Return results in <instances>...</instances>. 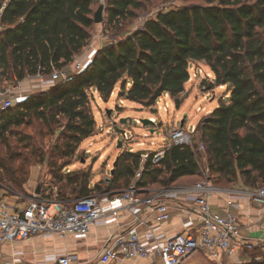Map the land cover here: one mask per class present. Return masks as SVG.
<instances>
[{"label": "trees", "instance_id": "1", "mask_svg": "<svg viewBox=\"0 0 264 264\" xmlns=\"http://www.w3.org/2000/svg\"><path fill=\"white\" fill-rule=\"evenodd\" d=\"M153 1L108 0L103 22L117 41L98 49L72 81L31 93L0 112V137L33 120L49 127L63 121L64 141L59 149L63 157H72L94 131L91 101L95 93L108 100L119 86L120 96L153 111L168 93L180 107L191 63L204 61L214 74L211 88L227 90L197 126L205 149L199 150L196 141L171 145L158 163L149 156L138 186L166 188L199 181L202 159L216 185L263 186L264 0H183L184 5L163 8L142 28L131 29ZM98 6L97 0H0L4 82H21L38 72L48 76L53 66L70 65L91 42ZM142 154L121 152L113 177L104 181L106 189L103 181L91 187L88 171L62 173L57 199L69 202L95 192L120 194L134 180ZM21 179L26 181L24 176ZM40 192L46 195L45 187ZM243 264H264V257Z\"/></svg>", "mask_w": 264, "mask_h": 264}, {"label": "built area", "instance_id": "2", "mask_svg": "<svg viewBox=\"0 0 264 264\" xmlns=\"http://www.w3.org/2000/svg\"><path fill=\"white\" fill-rule=\"evenodd\" d=\"M98 4L105 7L108 0H97ZM142 28L147 19L138 18ZM4 26L0 20V35ZM104 39V35H103ZM117 39L112 38L108 44H113ZM87 62L81 57L62 68L52 67V72L46 76L38 72L37 88L40 92L56 85L60 81L69 82L75 75L85 69ZM31 92H34L32 90ZM113 94V93H112ZM28 92L22 82L6 84L0 74V112L17 105L28 97ZM152 122L156 119L151 118ZM141 124L140 120H137ZM198 133L194 125H174L169 133V143L152 153L142 154V164L135 174L134 180L127 189L114 197L92 193L87 196L72 199L69 202L58 200L53 184L46 185V195L41 192L33 193L27 198L25 205L16 207L5 198L0 199V245L26 240L35 235L51 232L61 237L75 235L85 237L92 225L109 224L122 209H128L136 226L130 233H116L111 235L103 245L100 253L101 263L112 260L144 258L150 264H186L198 252L210 254L223 253L228 257L236 254L237 239L241 238L238 217L225 206L224 212L219 213L212 208L209 201L210 194L215 189L209 178L202 180L181 191L175 186L166 188H152L147 194L141 195L142 188L137 180L141 177L143 163L151 156L153 163L160 162L171 145H192ZM133 134L122 131V147L125 141L129 142ZM156 143L154 142V145ZM143 145V143H140ZM198 149L204 150L203 141L198 142ZM130 151H133L130 149ZM209 172L206 167L205 172ZM52 193V195H48ZM248 200L258 206L264 207V185L255 187L246 193ZM176 203L182 210L189 213L188 225L196 226V230H185L174 235H160L148 220L140 217L144 208L151 207L157 213V222L168 221L171 218L170 205ZM195 217H194V216ZM195 221V222H194ZM148 225L149 231L142 235L139 226ZM243 242L244 240L241 239ZM247 248H253V243L244 241ZM263 257H255L261 261ZM48 260L59 264H71V253H63L48 257Z\"/></svg>", "mask_w": 264, "mask_h": 264}, {"label": "rangeland", "instance_id": "3", "mask_svg": "<svg viewBox=\"0 0 264 264\" xmlns=\"http://www.w3.org/2000/svg\"><path fill=\"white\" fill-rule=\"evenodd\" d=\"M185 3L183 0H155L148 9L140 13L139 17L148 19L163 8L178 7ZM138 18L131 29L140 25ZM100 26L103 28V43L107 44L112 39V30L105 31L107 28L105 22L93 27L92 38L98 33ZM190 72L191 77L185 84V94L180 107H176L174 99L169 94L159 98L153 111L141 109L137 103L120 96L119 86L108 100L95 93L91 101V110L96 121L94 131L78 146L72 157H63L59 149L64 141V137L61 136L63 121L52 127L45 126L39 120L12 127V131H7L4 137H0V183L14 191L11 195L18 202L28 198L30 193H35V185L46 187L51 183L57 190L63 184L62 181H58V176L69 173V170L88 171L91 175L90 183H96L100 179L99 181H103L102 187L106 189L107 183L104 181L113 177L117 167L114 163L121 152L133 149L152 153L160 149L169 143V133L174 125H180L181 120L186 118L184 125H195L197 128L201 120L209 115V110L214 109L218 101L226 95L225 87L211 88L209 85L214 81V74L204 61L192 62ZM109 109L110 115L107 113ZM153 117L156 122L152 124L144 125L141 121ZM122 118H131V121L122 123L120 121ZM137 120H140L141 124ZM122 131L133 134V138L129 142L125 141L120 148L117 141L122 140ZM196 141H200V133L195 135L194 142ZM140 143L144 145L139 146ZM202 163L203 177L200 181L209 178L210 175V172H205V159H202ZM13 172L16 175L12 178ZM23 176L26 181H22ZM212 184L216 185L213 182ZM186 264L242 263L237 262L235 256L198 252Z\"/></svg>", "mask_w": 264, "mask_h": 264}, {"label": "crops", "instance_id": "4", "mask_svg": "<svg viewBox=\"0 0 264 264\" xmlns=\"http://www.w3.org/2000/svg\"><path fill=\"white\" fill-rule=\"evenodd\" d=\"M102 30L103 28L100 26L97 31L98 33L93 35L90 44L75 58L81 57L87 63L92 60L96 51L105 45L103 43ZM21 82L28 94L35 93L31 92L32 90L39 92V89H35L38 86L37 79L34 76L28 77ZM166 94L168 95V93ZM212 110H209V113ZM143 145L139 144V146ZM106 181L109 182L110 179H106ZM198 182L200 180L196 182H178L173 186L184 191L188 186H192ZM94 185L95 182L91 184V187ZM34 187H36L37 191L40 186L35 185ZM214 187L215 189L209 197L212 208L219 213H223L225 206L228 205V201H232L228 207L239 219L242 236L240 239H237L240 243L235 254V260L243 264L254 260L255 257H263L264 207L258 206L248 200L246 193L253 188L242 183L214 185ZM152 188H154L152 185L142 188L141 195L147 194ZM13 192L9 187L0 183V199L5 198L15 204L16 207L25 205L27 198L18 202L11 195ZM115 193L117 192L112 191L106 197H114ZM30 195L32 194L30 193ZM170 214L171 218L164 222H157L155 219L157 213L151 207L144 208L139 215L141 219L148 220V225H151L160 235L170 236L185 230H193L194 232L197 229L194 225L193 227L188 225V211L182 210L175 202L170 205ZM136 223L130 211L126 208L119 211L118 215L109 224L98 223L92 225L90 232L85 237L75 235L61 237L55 233L45 232L26 240L4 243L0 245V264H59L48 260V257L63 253L72 254L73 261L71 264H150V261L144 258L112 260L108 263H101L100 261L101 249L106 240L116 233H130L136 226ZM148 225L139 226L138 231L142 235L146 234L149 231ZM241 239L253 243V248H247Z\"/></svg>", "mask_w": 264, "mask_h": 264}, {"label": "water", "instance_id": "5", "mask_svg": "<svg viewBox=\"0 0 264 264\" xmlns=\"http://www.w3.org/2000/svg\"><path fill=\"white\" fill-rule=\"evenodd\" d=\"M105 6L103 5V4H100L99 6H98V8H97V10H96V12H95V16H94V21L96 22V23H102L104 20H105ZM110 109L107 111V113H108V115H110ZM122 123H127V122H129V121H131V118H122L121 120H120ZM141 121H142V123L144 124V125H148V124H152V120L151 119H148V118H146V119H141ZM185 121H186V118H183L182 120H181V122H180V125L181 126H183L184 124H185ZM115 124H116V122H114ZM117 145H118V147H122V141L121 140H118L117 141ZM117 160L118 159H116V161H115V163H114V166H116L117 165ZM37 193H39L40 192V187H38V189H37V191H36Z\"/></svg>", "mask_w": 264, "mask_h": 264}]
</instances>
